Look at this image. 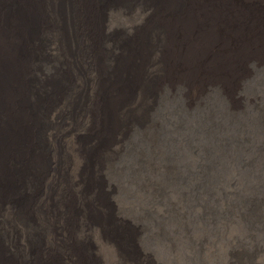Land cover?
<instances>
[{"label": "bare ground", "instance_id": "obj_1", "mask_svg": "<svg viewBox=\"0 0 264 264\" xmlns=\"http://www.w3.org/2000/svg\"><path fill=\"white\" fill-rule=\"evenodd\" d=\"M261 70L264 0H0V264H144L104 175L163 94L264 125Z\"/></svg>", "mask_w": 264, "mask_h": 264}, {"label": "rangeland", "instance_id": "obj_2", "mask_svg": "<svg viewBox=\"0 0 264 264\" xmlns=\"http://www.w3.org/2000/svg\"><path fill=\"white\" fill-rule=\"evenodd\" d=\"M257 75L262 95L264 71ZM163 95L151 109L153 126L133 131L104 175L137 257L144 264H232L247 255L244 264H264L262 121L245 95L239 105L217 94L202 96L203 104Z\"/></svg>", "mask_w": 264, "mask_h": 264}]
</instances>
